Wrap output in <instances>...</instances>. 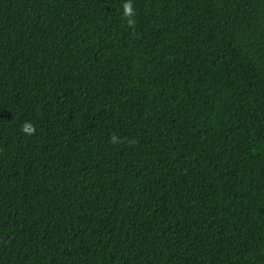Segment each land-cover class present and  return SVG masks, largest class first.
<instances>
[{
	"label": "trees",
	"instance_id": "obj_1",
	"mask_svg": "<svg viewBox=\"0 0 264 264\" xmlns=\"http://www.w3.org/2000/svg\"><path fill=\"white\" fill-rule=\"evenodd\" d=\"M0 264H264V0H0Z\"/></svg>",
	"mask_w": 264,
	"mask_h": 264
},
{
	"label": "clouds",
	"instance_id": "obj_2",
	"mask_svg": "<svg viewBox=\"0 0 264 264\" xmlns=\"http://www.w3.org/2000/svg\"><path fill=\"white\" fill-rule=\"evenodd\" d=\"M124 12H125V15L130 14V12H131L130 5L126 4L124 6ZM23 130L25 131V133H29L30 134L33 131V127L30 124H25L24 127H23Z\"/></svg>",
	"mask_w": 264,
	"mask_h": 264
}]
</instances>
